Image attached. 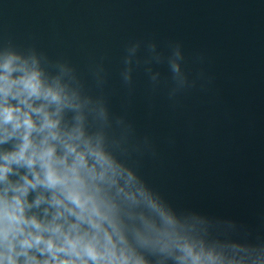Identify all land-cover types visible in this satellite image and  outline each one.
Segmentation results:
<instances>
[{
    "label": "water",
    "instance_id": "obj_1",
    "mask_svg": "<svg viewBox=\"0 0 264 264\" xmlns=\"http://www.w3.org/2000/svg\"><path fill=\"white\" fill-rule=\"evenodd\" d=\"M0 264H264V0H0Z\"/></svg>",
    "mask_w": 264,
    "mask_h": 264
}]
</instances>
